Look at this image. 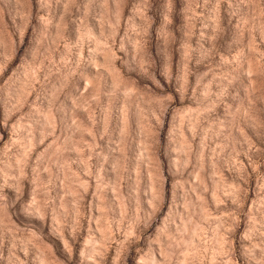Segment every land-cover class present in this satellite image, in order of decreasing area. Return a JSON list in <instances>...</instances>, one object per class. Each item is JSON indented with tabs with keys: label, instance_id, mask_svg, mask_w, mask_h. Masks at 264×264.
<instances>
[{
	"label": "rangeland",
	"instance_id": "obj_1",
	"mask_svg": "<svg viewBox=\"0 0 264 264\" xmlns=\"http://www.w3.org/2000/svg\"><path fill=\"white\" fill-rule=\"evenodd\" d=\"M0 264H264V0H0Z\"/></svg>",
	"mask_w": 264,
	"mask_h": 264
}]
</instances>
